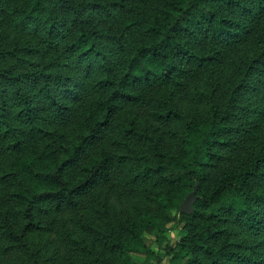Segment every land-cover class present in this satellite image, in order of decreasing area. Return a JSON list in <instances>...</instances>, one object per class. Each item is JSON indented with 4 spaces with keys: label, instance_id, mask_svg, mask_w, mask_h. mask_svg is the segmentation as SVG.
Segmentation results:
<instances>
[{
    "label": "trees",
    "instance_id": "16d2710c",
    "mask_svg": "<svg viewBox=\"0 0 264 264\" xmlns=\"http://www.w3.org/2000/svg\"><path fill=\"white\" fill-rule=\"evenodd\" d=\"M149 230L264 264V0H0V264H152Z\"/></svg>",
    "mask_w": 264,
    "mask_h": 264
},
{
    "label": "rangeland",
    "instance_id": "374dc122",
    "mask_svg": "<svg viewBox=\"0 0 264 264\" xmlns=\"http://www.w3.org/2000/svg\"><path fill=\"white\" fill-rule=\"evenodd\" d=\"M176 217L177 212H171L172 221L163 228L165 240L171 241L172 243H174L180 236V231H175ZM145 239L148 246L157 254V258L151 260L152 264H171L170 258L166 257L165 246L160 245V243L153 237L150 230L145 233ZM132 257L134 264H144L146 261V258L143 255L135 254ZM160 259L162 260L160 261Z\"/></svg>",
    "mask_w": 264,
    "mask_h": 264
},
{
    "label": "water",
    "instance_id": "95a60500",
    "mask_svg": "<svg viewBox=\"0 0 264 264\" xmlns=\"http://www.w3.org/2000/svg\"><path fill=\"white\" fill-rule=\"evenodd\" d=\"M196 200V191H193L190 195H188V197L181 205V212L186 215H191L194 212V205Z\"/></svg>",
    "mask_w": 264,
    "mask_h": 264
}]
</instances>
